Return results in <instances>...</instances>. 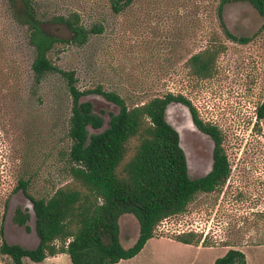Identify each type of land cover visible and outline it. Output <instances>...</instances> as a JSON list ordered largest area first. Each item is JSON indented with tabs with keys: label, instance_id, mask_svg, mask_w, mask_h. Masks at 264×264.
<instances>
[{
	"label": "rangeland",
	"instance_id": "obj_1",
	"mask_svg": "<svg viewBox=\"0 0 264 264\" xmlns=\"http://www.w3.org/2000/svg\"><path fill=\"white\" fill-rule=\"evenodd\" d=\"M19 4V0H15ZM45 32L61 38L47 52L63 70H73L78 90L115 92L131 107L165 92L180 93L194 106L199 118L217 126L229 164L224 183L211 193H197L183 213L162 220L154 236L172 237L180 231L200 232L205 244L201 264L221 256L228 247L240 249L246 264L264 262L263 237L250 214L264 208V116L256 109L264 102V18L244 1L225 3L221 21L219 0H132L113 12L109 0H31ZM79 14L86 29L101 30L84 42L54 16ZM224 27L243 43L228 38ZM224 49L212 74L190 76L186 59L213 42ZM33 48L27 29L17 23L8 0H0V242L32 248L37 239L33 213L26 196L16 189L27 180L33 197H44L68 181L66 167L70 97L63 79L48 74L32 87L30 63ZM94 113L104 120L117 107L96 92H86ZM166 120L176 129L190 177L208 171L212 141L190 121L187 108L171 102ZM16 210L28 214L24 228L14 222ZM247 216V224L243 217ZM119 240L124 247L137 235L133 217L119 219ZM263 234V235H262ZM226 244V245H224ZM65 263L71 264L65 255ZM0 264H12L0 253ZM24 264H39L26 259Z\"/></svg>",
	"mask_w": 264,
	"mask_h": 264
},
{
	"label": "trees",
	"instance_id": "obj_2",
	"mask_svg": "<svg viewBox=\"0 0 264 264\" xmlns=\"http://www.w3.org/2000/svg\"><path fill=\"white\" fill-rule=\"evenodd\" d=\"M14 20L26 26L27 42L34 55L30 63L32 87L48 74H57L70 97L67 137L68 181L54 188L44 197H33L27 191V180L19 179L16 189L26 196L33 213V231L37 242L27 248L16 243L0 242V253L12 264H21L22 258L39 262L46 256L65 253L71 264H112L134 256L144 242L154 236L155 227L162 220L183 213L197 193H211L222 185L229 174V164L222 147V135L216 125L203 121L191 102L180 93L165 92L146 101L127 107L113 91L96 85L80 91L73 70H63L47 56L55 43L64 40L45 32L37 18L31 0H8ZM132 0H109L110 9L117 13ZM247 2L264 18V0H219L217 16L225 3ZM72 33V41L81 44L90 33L101 30L99 25L86 29L79 23V14L54 16ZM264 27V24L262 25ZM224 34L243 43L245 37L234 36L224 27ZM224 45L213 42L192 53L185 61L190 76L203 79L214 70L215 60ZM101 93L119 106L116 115L109 113V127L103 132L87 136L85 127H97L101 118L90 114L89 102L78 103L86 92ZM184 105L193 126L212 141L211 164L204 174L190 177L185 153L180 146L176 129L166 120L165 109L171 103ZM258 119L264 116V102L256 109ZM130 214L137 222L134 241L124 247L118 235V218ZM257 230L264 234V208L250 213ZM28 214L16 210L14 222L28 227ZM248 217H243L247 224ZM262 234V235H263ZM173 239L188 244H205L204 236L192 230L180 231ZM260 236L256 244H263ZM226 245V244H224ZM212 264H245L243 252L228 247ZM264 264V262L262 263Z\"/></svg>",
	"mask_w": 264,
	"mask_h": 264
},
{
	"label": "crops",
	"instance_id": "obj_3",
	"mask_svg": "<svg viewBox=\"0 0 264 264\" xmlns=\"http://www.w3.org/2000/svg\"><path fill=\"white\" fill-rule=\"evenodd\" d=\"M123 216L133 217L130 214L120 215L118 218V226H119V219ZM210 247H214V246H202L200 243L198 244L182 243L173 239L172 237L152 236L144 242L141 249L134 256L127 259H120L112 264H201L202 260L198 256V250L201 248H210ZM65 255H66L65 253H56L52 256H46L44 259H42L37 263L39 264H58L60 262L65 263L64 260ZM26 259L28 258L26 257L22 258L21 264H24ZM214 259H210L209 264H212Z\"/></svg>",
	"mask_w": 264,
	"mask_h": 264
},
{
	"label": "water",
	"instance_id": "obj_4",
	"mask_svg": "<svg viewBox=\"0 0 264 264\" xmlns=\"http://www.w3.org/2000/svg\"><path fill=\"white\" fill-rule=\"evenodd\" d=\"M98 94H100L104 99H106L101 93H98ZM106 100L109 101V102H111L112 104H114L117 107V109L115 111L111 112L113 115H116L118 113V111H119V106L116 105L115 103H113L112 101L108 100V99H106ZM77 101H78V103H81V102H89V99L87 98V94L86 93L81 94L78 97V100ZM89 113L90 114H95V115L99 116L98 114H96V113L93 112L92 107H90ZM99 117L101 118V116H99ZM109 120H110V116H109V113H108L107 114V118L105 120L103 118H101V124L99 126L93 127L91 125H87L85 127L87 136L89 137L92 134H98V133L103 132L105 129H107L109 127V124H108Z\"/></svg>",
	"mask_w": 264,
	"mask_h": 264
}]
</instances>
